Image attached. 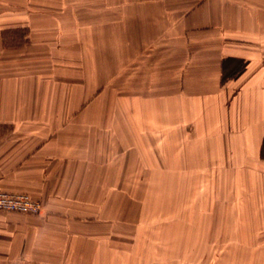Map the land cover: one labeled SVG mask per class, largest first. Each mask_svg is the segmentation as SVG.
Here are the masks:
<instances>
[{
  "label": "crops",
  "instance_id": "crops-1",
  "mask_svg": "<svg viewBox=\"0 0 264 264\" xmlns=\"http://www.w3.org/2000/svg\"><path fill=\"white\" fill-rule=\"evenodd\" d=\"M60 2L0 0V190L42 205L0 211V264H122L116 184L172 150L222 160L264 222V0Z\"/></svg>",
  "mask_w": 264,
  "mask_h": 264
},
{
  "label": "rangeland",
  "instance_id": "rangeland-1",
  "mask_svg": "<svg viewBox=\"0 0 264 264\" xmlns=\"http://www.w3.org/2000/svg\"><path fill=\"white\" fill-rule=\"evenodd\" d=\"M54 1L43 0L48 5L42 7L43 13L66 10L60 0H56L58 7L49 6ZM159 57L152 56L150 63ZM128 71H124L126 78ZM106 90L129 93L126 86L112 85ZM109 94L101 102H94L101 98H91V106L99 110L106 103L107 111L118 109ZM117 104L119 108L125 105ZM110 121L107 119V123ZM196 152L186 150L180 156L176 150L166 152L169 173L153 177L158 181L116 184L120 192L116 190L119 197L115 199V226L111 229L120 234L122 264H264V222H258V210L226 181L222 160L218 166L206 164L208 158L202 164L195 158ZM132 160L140 166V158L138 162ZM128 162L121 159L123 166Z\"/></svg>",
  "mask_w": 264,
  "mask_h": 264
},
{
  "label": "built area",
  "instance_id": "built-area-1",
  "mask_svg": "<svg viewBox=\"0 0 264 264\" xmlns=\"http://www.w3.org/2000/svg\"><path fill=\"white\" fill-rule=\"evenodd\" d=\"M42 205L26 193L0 190V211L39 214Z\"/></svg>",
  "mask_w": 264,
  "mask_h": 264
}]
</instances>
